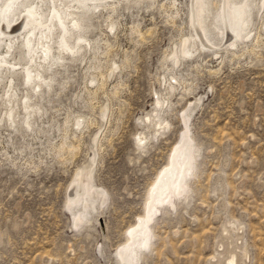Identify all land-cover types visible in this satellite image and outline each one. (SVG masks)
Returning <instances> with one entry per match:
<instances>
[{
    "label": "rangeland",
    "instance_id": "1",
    "mask_svg": "<svg viewBox=\"0 0 264 264\" xmlns=\"http://www.w3.org/2000/svg\"><path fill=\"white\" fill-rule=\"evenodd\" d=\"M110 1L78 12L87 40L46 72L30 112L20 38L7 57L20 66L0 79V264H118L185 127L191 169L181 194L154 205L136 264H222L226 250L232 264H264L263 4L248 0L249 36L227 47L214 29L221 0H207L215 46L190 38L188 56L191 0ZM77 171L98 191L86 204L68 202Z\"/></svg>",
    "mask_w": 264,
    "mask_h": 264
},
{
    "label": "bare ground",
    "instance_id": "2",
    "mask_svg": "<svg viewBox=\"0 0 264 264\" xmlns=\"http://www.w3.org/2000/svg\"><path fill=\"white\" fill-rule=\"evenodd\" d=\"M107 1L0 0V44L6 47L4 55L0 54V79L3 77V72H14L19 69L20 65L17 67V62L10 61L7 57L12 55V50L15 48L20 38L22 50H24V53L26 52L28 57L27 60L24 61L25 63L23 66L21 65L23 83L29 85L31 89V92L23 95L22 107L25 112H30L29 109L31 106L28 103L31 95L30 93H39L42 85L49 87L51 77L47 76L46 72L49 70L51 71L52 65L59 64L67 55L76 52L81 47L79 44L87 40L79 31L82 24L78 12L82 9H96L100 6L96 3L102 2V5L112 8L114 2L109 0L110 3ZM207 4V0H191L192 10L189 20L194 31L193 35L190 34L191 36L184 39L182 42V55L189 56V54L192 53L194 45L189 39L193 37L200 42L199 46H201V48H212L215 46V44H212L210 40L206 38V27L204 24L206 17H204V14L207 12ZM260 4L264 6V0H260L258 3L255 1L253 5L258 8ZM217 19L218 25H216L214 29L219 36L218 39L221 38V41H223L222 43L226 44L227 47L234 46L236 41L241 38H248V24L250 22L248 0H221ZM86 43L88 44V41ZM53 44L56 45L55 50H57V53L53 51ZM170 56L175 57L174 59H178L176 58L178 57L176 52H173ZM12 88L13 87L10 85L6 92L8 95L6 101L8 102L11 101L10 97L16 96V92ZM156 103H159V101L157 100ZM13 112L14 109L12 107L6 112L11 120L14 119L12 118ZM148 118H150V116L145 117V119ZM152 120L158 128L163 124L161 121ZM144 139L145 137L143 135L139 134L137 136L139 144L143 143ZM171 150L166 165L159 171L148 190L143 208V215L138 216L134 224L128 228L127 233L125 232L127 242L117 251V256L119 258L118 264H136L139 249L147 244L149 237L148 227L152 223V210L154 205L182 193L187 174L192 166L191 144L187 127H185V130L179 137V141ZM91 178V171H88L85 176H83L81 171L75 173L71 182V191L68 195L69 203L79 202L82 199L83 203L86 204L84 195L93 197L98 194V191L93 189L90 185ZM79 220L80 214L75 215V225ZM235 254L236 253L231 250H226L222 264H232L236 259Z\"/></svg>",
    "mask_w": 264,
    "mask_h": 264
}]
</instances>
